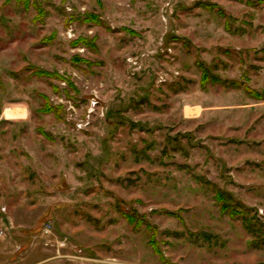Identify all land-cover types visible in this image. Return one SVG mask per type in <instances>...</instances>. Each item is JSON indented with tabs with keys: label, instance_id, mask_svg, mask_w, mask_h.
<instances>
[{
	"label": "rangeland",
	"instance_id": "rangeland-1",
	"mask_svg": "<svg viewBox=\"0 0 264 264\" xmlns=\"http://www.w3.org/2000/svg\"><path fill=\"white\" fill-rule=\"evenodd\" d=\"M0 264H264V0H0Z\"/></svg>",
	"mask_w": 264,
	"mask_h": 264
},
{
	"label": "trees",
	"instance_id": "trees-1",
	"mask_svg": "<svg viewBox=\"0 0 264 264\" xmlns=\"http://www.w3.org/2000/svg\"><path fill=\"white\" fill-rule=\"evenodd\" d=\"M203 79V84L205 85L207 82H208V78L206 76V72L204 73V76L202 77ZM235 85V84H234ZM215 198H216V201L219 203V207L221 209V211L223 213H229V208L226 206V202L228 200H232V197L231 195L226 192V191H223V190H220V189H217L216 192H215ZM128 216V219L133 222L135 225L138 224V220H136L134 217H132L131 215H127Z\"/></svg>",
	"mask_w": 264,
	"mask_h": 264
},
{
	"label": "clouds",
	"instance_id": "clouds-1",
	"mask_svg": "<svg viewBox=\"0 0 264 264\" xmlns=\"http://www.w3.org/2000/svg\"><path fill=\"white\" fill-rule=\"evenodd\" d=\"M3 115L8 118H27L28 112L26 109L21 108L18 110H6Z\"/></svg>",
	"mask_w": 264,
	"mask_h": 264
}]
</instances>
